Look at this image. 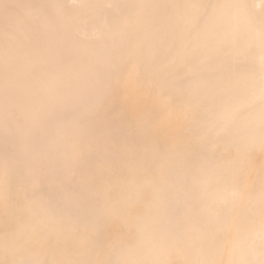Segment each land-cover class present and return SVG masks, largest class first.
<instances>
[{
  "label": "bare ground",
  "instance_id": "obj_1",
  "mask_svg": "<svg viewBox=\"0 0 264 264\" xmlns=\"http://www.w3.org/2000/svg\"><path fill=\"white\" fill-rule=\"evenodd\" d=\"M0 264H264V0H0Z\"/></svg>",
  "mask_w": 264,
  "mask_h": 264
}]
</instances>
